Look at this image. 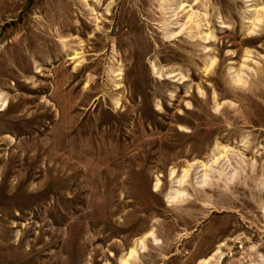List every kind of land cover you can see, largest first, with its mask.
<instances>
[{
	"label": "rangeland",
	"instance_id": "1",
	"mask_svg": "<svg viewBox=\"0 0 264 264\" xmlns=\"http://www.w3.org/2000/svg\"><path fill=\"white\" fill-rule=\"evenodd\" d=\"M0 264H264V0H0Z\"/></svg>",
	"mask_w": 264,
	"mask_h": 264
}]
</instances>
